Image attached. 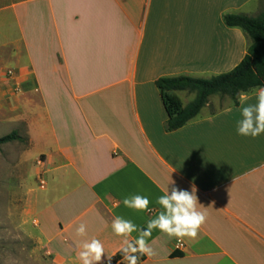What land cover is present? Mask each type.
<instances>
[{"label": "crops", "instance_id": "1", "mask_svg": "<svg viewBox=\"0 0 264 264\" xmlns=\"http://www.w3.org/2000/svg\"><path fill=\"white\" fill-rule=\"evenodd\" d=\"M0 1V106L11 125L26 124L25 159L44 182L40 194L25 186L19 228L33 235L34 217L33 238L53 264H81L77 244L93 237L116 256V216L144 228L162 189L193 184L208 213L197 239L155 229L148 243L158 254L138 264H264V134L238 135L239 103L221 96L213 111L217 95L168 131L156 86L231 72L252 41L224 16L256 17V0ZM175 95L184 107L196 97ZM133 194L149 198V212L124 206Z\"/></svg>", "mask_w": 264, "mask_h": 264}, {"label": "clouds", "instance_id": "2", "mask_svg": "<svg viewBox=\"0 0 264 264\" xmlns=\"http://www.w3.org/2000/svg\"><path fill=\"white\" fill-rule=\"evenodd\" d=\"M254 98L255 102L249 100ZM239 103L240 118L236 120L237 134L253 139L264 134V86L253 90L252 93L240 91L236 97ZM171 183L174 184L172 181ZM163 194L156 198L160 210L154 218L146 222V227L141 228L131 219L116 216L111 223L115 236L121 237L119 251L123 261L127 264H138L140 256L153 257L158 253L148 243L153 230L158 229L169 238L183 240L189 238L196 240L201 226L206 222L208 213L201 210L197 196V188L193 184L191 190L173 186L162 189ZM150 200L147 196L133 194L123 199L126 208L136 212H149ZM137 233L132 237V233ZM87 228L84 223L79 224L75 230L77 237L86 236ZM154 243V242H153ZM77 258L81 264H112L113 257L106 255L104 244L97 238L85 239L78 242ZM139 254V255H138Z\"/></svg>", "mask_w": 264, "mask_h": 264}, {"label": "rangeland", "instance_id": "3", "mask_svg": "<svg viewBox=\"0 0 264 264\" xmlns=\"http://www.w3.org/2000/svg\"><path fill=\"white\" fill-rule=\"evenodd\" d=\"M4 3L0 1V6ZM252 15L259 16L264 11V0H256L251 4ZM251 39V38H250ZM252 41V40H251ZM2 56H0L1 58ZM213 111L224 106V98L217 95ZM9 114L0 106V138L17 130L22 136V142H12L0 147V264H53L36 236L37 229L30 218L26 229L33 235H26L21 226V213L25 199V186L32 184L40 194L42 176L33 177V163L25 159L29 149L27 129L24 122L16 125L9 123ZM37 165V164H36Z\"/></svg>", "mask_w": 264, "mask_h": 264}, {"label": "trees", "instance_id": "4", "mask_svg": "<svg viewBox=\"0 0 264 264\" xmlns=\"http://www.w3.org/2000/svg\"><path fill=\"white\" fill-rule=\"evenodd\" d=\"M224 23L229 28L241 29L251 38L252 44L246 56L231 72L211 79L179 76L157 80L156 86L168 117V131L181 129L195 119L211 96H228L237 104L238 92L251 93L254 89L264 86V11L257 17L228 14L224 16ZM185 91L196 94L194 101L186 107L175 95V92ZM22 141V136L17 131H13L0 138V147ZM122 259V253L119 252L113 257L112 262L118 263ZM143 260L145 256H140L139 261Z\"/></svg>", "mask_w": 264, "mask_h": 264}, {"label": "built area", "instance_id": "5", "mask_svg": "<svg viewBox=\"0 0 264 264\" xmlns=\"http://www.w3.org/2000/svg\"><path fill=\"white\" fill-rule=\"evenodd\" d=\"M11 73V72H10ZM42 182V185L44 186V182L43 181H41Z\"/></svg>", "mask_w": 264, "mask_h": 264}]
</instances>
